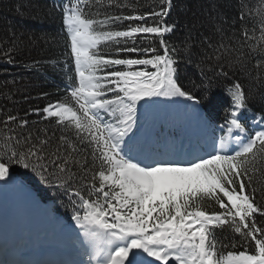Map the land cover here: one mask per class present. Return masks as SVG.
I'll use <instances>...</instances> for the list:
<instances>
[{"label":"snow or ice","instance_id":"6c2138e0","mask_svg":"<svg viewBox=\"0 0 264 264\" xmlns=\"http://www.w3.org/2000/svg\"><path fill=\"white\" fill-rule=\"evenodd\" d=\"M161 3L159 10L136 13L133 9L132 14L111 11L132 7L122 0H69L64 5L62 19L75 65V75L68 76V91L75 106L57 101L33 111L70 130L72 138L62 135L49 151L46 133L35 139L31 132L24 135L29 121L5 111L0 116V186L15 183L11 172L15 165L62 189L74 206L71 219L86 239L87 264H264V225L259 223L264 220V207L257 202V193L264 198V187L254 182L255 165L264 159V107L260 114L252 113L249 95L238 81L226 89L231 103L219 142L214 135L210 150L208 145L201 149L203 155L189 151L176 158L175 152L137 147L141 109L159 98L188 101L201 117L197 107L201 99L178 83L179 49L165 40L177 27L167 20L172 0ZM93 7L96 17L86 11ZM244 16L241 11L240 19ZM120 21L143 23L112 30L110 26ZM242 29L244 42L257 51V45L264 43V14L255 44L248 43L255 39L254 33ZM141 34L158 38L163 54L151 45L138 47L148 39ZM105 42L117 45V53L155 55L105 58L98 47ZM185 50L190 57L187 44ZM259 52L264 55V47ZM244 55L231 63H240ZM5 56L7 63H14L8 52ZM245 112L250 124L242 119ZM81 152L86 153L83 158ZM77 176L84 180L83 191L76 186ZM217 205L219 210L208 211ZM225 226L241 237L246 250L220 258L215 230ZM250 240L255 242L254 254L247 252Z\"/></svg>","mask_w":264,"mask_h":264},{"label":"trees","instance_id":"16d2710c","mask_svg":"<svg viewBox=\"0 0 264 264\" xmlns=\"http://www.w3.org/2000/svg\"><path fill=\"white\" fill-rule=\"evenodd\" d=\"M68 2L69 0H0V116L7 111L27 119L29 124L23 130L24 135L31 132L35 139L37 134L43 137L46 133L51 141L49 151L60 143L62 135L72 138L70 130L60 128L54 119H42L33 111L57 101L75 106L68 91V76L75 75V65L71 57L68 32L62 19L63 7ZM122 2L132 7H113L111 11L114 14H132L133 9L136 13H147L154 8L159 10L163 7L161 0ZM86 11L90 17H96L95 7ZM241 11L245 14L243 20L240 19ZM103 12L102 9L100 18H103ZM262 14L264 0H172L167 20L177 27L165 35V40L179 49L178 83L201 99V104L197 106L201 117L197 118L188 101L159 98L158 102L141 109L138 124L143 137L160 133V127L164 124L162 128L165 133L174 138L181 139L183 132L192 128L215 135V139L219 141L220 126L229 113L231 103L226 89L237 81L249 95L248 109L252 113H261V108L264 107V55L260 54L259 48L264 47V43L257 45V51H251L244 42L242 26L247 28L249 34L254 33L255 39L248 43L255 44L261 35L259 21ZM142 23L120 21L110 27L112 30H125L129 25ZM148 24H152L150 17ZM141 35H147L148 39L140 41L138 47L147 48L151 45L159 49L158 38H153L150 34ZM185 44L192 53L190 57ZM127 46L131 47V42ZM98 47L100 55L105 58L118 56L135 59L155 55L142 52L117 53V45L113 42H105ZM5 52H8L14 63L6 62ZM159 52L163 54V49H159ZM241 53L245 55L240 63H231ZM37 61L39 64H36ZM65 63L68 68H65ZM133 67L143 69V66ZM148 70L154 71L150 66ZM242 119L250 124L248 112L242 113ZM224 135H228L226 130ZM85 154L81 152V158ZM2 155L3 152H0V156ZM91 162L89 156V164ZM255 167L254 182L258 187H264V159L258 160ZM73 170L77 171L76 168ZM11 172L15 183L8 185L9 188L33 194L44 206L49 207L51 219L76 226L71 219L74 206L69 203V197L62 189L50 187L39 173L19 166H12ZM91 176L90 170L88 180H91ZM75 183L84 190V180L80 176H77ZM84 194L87 196L86 192ZM257 202L264 207V198L259 193ZM213 210H219L218 205L208 209L209 212ZM259 223L264 225V220ZM218 241L220 243L216 252L220 258L246 250L242 246L241 237L228 226L223 230L218 229ZM250 245L247 252L254 254L255 242L250 240Z\"/></svg>","mask_w":264,"mask_h":264},{"label":"rangeland","instance_id":"374dc122","mask_svg":"<svg viewBox=\"0 0 264 264\" xmlns=\"http://www.w3.org/2000/svg\"><path fill=\"white\" fill-rule=\"evenodd\" d=\"M147 144H150V142L149 141H147L146 142ZM199 144L198 143H196L194 146L195 147H197ZM204 145H208V140H206V142H205V144ZM152 149H156V147L152 144ZM159 149L160 150H164L165 148H163V147H159ZM171 152H173V150H171ZM2 194H4V195H8L9 197H7V199H8V201L6 200V199H4V201L5 202H3L2 201V203H3V206H4V208H7V209H9V210H11V211H15L19 206H20V201L22 200V199H19V198H16L15 196H13V195H11V194H7V193H2ZM68 232H71L72 231V229H70V228H68ZM77 231V230H76ZM30 232H32L35 236H36V238L38 239V240H41V239H44V238H47V237H51V235H47V236H45L42 232H38L37 230H36V227L35 226H33V228H32V230L30 231ZM64 232H65V230H64ZM84 242V243H83ZM83 242H80V243H78L81 247H84L85 249H87L88 250V247H87V243H86V240H84ZM77 243H73V247H74V249L77 251V247H76V245H77Z\"/></svg>","mask_w":264,"mask_h":264}]
</instances>
